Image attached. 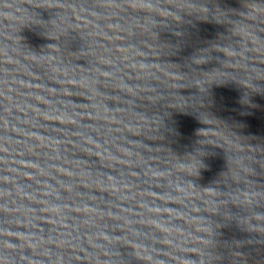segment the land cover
I'll return each instance as SVG.
<instances>
[{"label": "water", "instance_id": "1", "mask_svg": "<svg viewBox=\"0 0 264 264\" xmlns=\"http://www.w3.org/2000/svg\"><path fill=\"white\" fill-rule=\"evenodd\" d=\"M0 264H264V0H0Z\"/></svg>", "mask_w": 264, "mask_h": 264}]
</instances>
